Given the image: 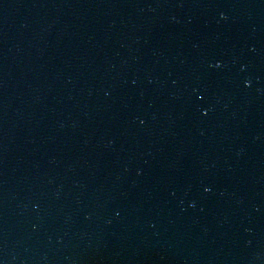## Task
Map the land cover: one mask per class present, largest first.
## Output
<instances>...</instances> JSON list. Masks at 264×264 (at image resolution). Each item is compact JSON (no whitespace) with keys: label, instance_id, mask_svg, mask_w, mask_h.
<instances>
[{"label":"water","instance_id":"1","mask_svg":"<svg viewBox=\"0 0 264 264\" xmlns=\"http://www.w3.org/2000/svg\"><path fill=\"white\" fill-rule=\"evenodd\" d=\"M0 264H264V0H0Z\"/></svg>","mask_w":264,"mask_h":264}]
</instances>
